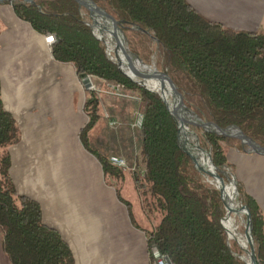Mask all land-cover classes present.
Masks as SVG:
<instances>
[{
    "label": "trees",
    "instance_id": "1",
    "mask_svg": "<svg viewBox=\"0 0 264 264\" xmlns=\"http://www.w3.org/2000/svg\"><path fill=\"white\" fill-rule=\"evenodd\" d=\"M93 1L122 22L124 43L133 54L148 59L157 52V63L167 70L185 107L200 121L219 127L235 125L264 147V34L236 31L210 21L186 0ZM38 5L40 11L19 4L12 9L38 33L57 37L50 46L57 62L71 64L77 76L86 73L108 88L133 91L140 97L142 169L132 171L135 189L143 209L161 215L146 233L148 246L156 247L170 264H244L232 254L241 252L236 241L231 239L227 245L219 220L223 203L179 148L175 123L163 102L118 74L88 25L91 20L86 9L72 0H39ZM88 92L83 108L88 121L79 138L95 155L104 175L118 180L122 169L88 149L87 132L99 119L100 103L96 91ZM199 138L211 148L213 163L222 170L231 167L223 144L243 152L233 138L215 134ZM18 139L19 129L0 94L2 249L10 264H75L69 244L43 222L39 203L18 195L14 188L8 149ZM237 191L250 211L255 248L264 264L263 210L241 183ZM121 201L134 223L129 202Z\"/></svg>",
    "mask_w": 264,
    "mask_h": 264
},
{
    "label": "crops",
    "instance_id": "2",
    "mask_svg": "<svg viewBox=\"0 0 264 264\" xmlns=\"http://www.w3.org/2000/svg\"><path fill=\"white\" fill-rule=\"evenodd\" d=\"M186 1L210 21L264 34V0ZM0 94L19 129L8 149L14 188L39 203L43 222L69 244L75 264H149L146 232L133 225L99 161L79 141L88 119L74 67L57 62L44 36L7 3H0ZM130 135L115 131L113 138L120 145ZM90 136L99 153L98 133ZM245 156L241 184L264 213V159ZM0 264H10L1 231Z\"/></svg>",
    "mask_w": 264,
    "mask_h": 264
},
{
    "label": "water",
    "instance_id": "3",
    "mask_svg": "<svg viewBox=\"0 0 264 264\" xmlns=\"http://www.w3.org/2000/svg\"><path fill=\"white\" fill-rule=\"evenodd\" d=\"M72 1L88 11L91 23L87 24L89 25L95 38L100 42V46L106 58L116 65L118 74L123 79L136 85L138 88L155 94L163 102L167 112L175 123L174 135L177 138L179 148L191 158L194 168L203 177L204 181L217 191L219 198L223 203V210L220 214L219 220L226 234L227 245L229 246L230 240L233 239L241 249L240 253L232 252V254L242 260L244 264H249L248 254H251L258 264H262L259 253L254 244L250 211L247 205L239 200L237 183L227 172L214 165L211 148L206 143H200L198 140L195 142L189 141L184 135L180 138L176 131H179L182 135V123L187 124L188 126L191 125L195 127L202 136L215 134L218 136L233 138L238 141L241 150L244 153L258 156H264V147L259 146L252 139L245 136L235 125L219 127L211 122L200 121L192 111L185 107L182 94L177 90L167 70L155 64L150 59L137 57L128 49L127 45L124 43L121 21L116 20L108 10L100 7L93 0ZM38 2L39 0H0V3H7L10 6H13L14 4L22 6H35L40 11ZM44 38L49 46L57 41V37L55 35L45 34ZM144 63L148 66V68L140 70L138 65ZM144 70H155L165 79L170 91L178 97L179 106L186 115H179L174 111V109H172L171 104L173 102L169 100L157 84L150 81V73L147 74ZM190 151L196 152L197 157L193 158ZM199 153H203L204 159L207 162V172L205 173H203L197 166L199 155H201ZM234 201L237 202L240 210L245 216L244 235L245 237H248L249 240L247 247L242 246L237 237L229 234V230L225 224L228 206H232Z\"/></svg>",
    "mask_w": 264,
    "mask_h": 264
},
{
    "label": "rangeland",
    "instance_id": "4",
    "mask_svg": "<svg viewBox=\"0 0 264 264\" xmlns=\"http://www.w3.org/2000/svg\"><path fill=\"white\" fill-rule=\"evenodd\" d=\"M156 57H157V52H155V54L148 59L152 60L155 64L159 65L156 61L157 60ZM144 72H147V74L150 73V71L147 70H144ZM90 79L94 87V90L92 91H96L98 93V98L100 103H99V111H98L99 119L94 124V126L87 132L88 149L93 150V148L90 146L89 143L91 137L90 135L95 133L97 135L98 133L96 141L99 144V148H101V151L99 153L98 152L96 153L107 159L110 158L111 154L117 153L120 155L118 157H122V158L124 157V160L125 158L127 159L126 166L124 168H121L123 171L122 177L117 180V179H110V177L106 175L105 183L111 185L115 189L121 200L125 202H129L131 207V212L133 213V217L135 221L133 225L136 227H141L146 233H148L153 229V226L156 223H158L161 215L159 213H155L154 215L148 213L147 209L144 210L142 207L141 198L135 189V182L133 177L134 174L132 171H134L133 170L134 168H135L134 172H138L142 169V165L140 163V156H139L140 145H141V132H140V128L135 126L136 114L140 113L141 111L140 97L136 92L123 90L122 88H118V87L108 88L107 85L101 83L100 81L95 80L91 77ZM78 81L82 88L79 79ZM83 91L86 92V99H89V95H90L89 92L84 89ZM114 120L115 122H113ZM188 128L194 134L192 136V139L194 141L198 140L200 143H202L199 138L201 134L198 132V130L191 125H189ZM115 131H119V132L123 131L125 135L129 131L131 134L130 140L122 141L119 145L118 140H115L113 138ZM80 139L82 138L80 137L79 141L83 146V143ZM119 146L122 148L121 153ZM222 147L225 151L228 162L231 164L230 168H224L223 171L227 172L238 185V183H241L243 180L242 172L244 169V165L247 166V164H249V159L245 155H250V154L239 152L227 144H223ZM2 151L3 149H0V154L2 153ZM256 157L264 159V156L256 155ZM235 221L237 224V228L239 230L238 234L239 236L243 237L245 216L237 215ZM153 247H154L153 245L148 246L147 244V249L149 252V260L151 261L152 264H153V258H152Z\"/></svg>",
    "mask_w": 264,
    "mask_h": 264
},
{
    "label": "bare ground",
    "instance_id": "5",
    "mask_svg": "<svg viewBox=\"0 0 264 264\" xmlns=\"http://www.w3.org/2000/svg\"><path fill=\"white\" fill-rule=\"evenodd\" d=\"M138 68L140 70L141 69H147L148 66L145 64H139ZM150 81H153V83L157 84V86L161 89V91H163V93L169 98V100L171 102H173L171 104V107H172V109H174V111L177 114L186 115L185 112L179 106L178 97L170 91L169 87L167 86L165 79L162 76H160L155 70L150 71ZM173 97H174V99H173ZM182 127H183V134L181 135V133H179V131H178L177 135L180 138H182L184 135L187 137V139L189 141L195 142L192 139L193 133L188 128V125L182 123ZM190 153H191L193 158L197 157L196 152L190 151ZM199 154H201V155H199V160L197 162V166L203 173H205V172H207V162L204 159L203 153H199ZM236 204H237L236 201H234L232 206H228L225 224L227 225V228L229 230V234L234 236V237H237L239 239L240 243L242 244V246L247 247L249 244L248 237H245V235L243 237H241L238 234L239 230L237 228V224H236L235 219H236L237 215H243V212L240 210V208ZM248 261H249V264H258V262L251 256V254H248Z\"/></svg>",
    "mask_w": 264,
    "mask_h": 264
},
{
    "label": "built area",
    "instance_id": "6",
    "mask_svg": "<svg viewBox=\"0 0 264 264\" xmlns=\"http://www.w3.org/2000/svg\"><path fill=\"white\" fill-rule=\"evenodd\" d=\"M78 79L80 80L82 88L84 90L86 91L94 90L92 81L88 74H85V73L81 74L78 76ZM142 121H143L142 114L137 113L136 120H135V126L140 128L142 125ZM108 160L112 166H115L117 168H124L126 166L125 160L122 157L111 156ZM152 258H153V264H170L166 256L161 254L156 247L152 248Z\"/></svg>",
    "mask_w": 264,
    "mask_h": 264
}]
</instances>
